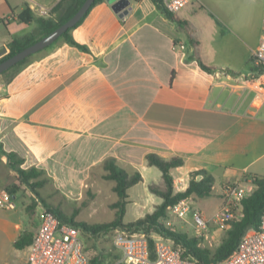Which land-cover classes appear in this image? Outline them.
Wrapping results in <instances>:
<instances>
[{"label":"crops","instance_id":"0c3cea01","mask_svg":"<svg viewBox=\"0 0 264 264\" xmlns=\"http://www.w3.org/2000/svg\"><path fill=\"white\" fill-rule=\"evenodd\" d=\"M61 1L0 0V57L12 38L38 31L35 20H18L24 8L55 19ZM73 4L68 0L60 13ZM174 17L152 0H130L120 17L103 0L70 31L88 52L59 38L28 56L9 80L1 76L3 149L23 157V168L42 169L44 185L67 198H81L99 180L110 184L113 201L92 203L94 213L117 200L114 181L102 177L105 160L114 158L129 174L139 172L141 180L127 189L124 223L162 202L149 189L164 186L160 170L147 162L149 153L183 158L170 169L174 190H185L193 172L213 176L212 195L191 200L207 218L222 205L225 183L264 180V85L246 78L256 66L252 53L263 33L264 0H196ZM174 41L185 43L186 51H174ZM192 51L219 70H203L188 56ZM17 182L0 154V193ZM187 225L191 234L184 232L194 236L189 215L177 223ZM15 229L12 245L24 230L19 223ZM224 237L210 223L199 245L217 247Z\"/></svg>","mask_w":264,"mask_h":264},{"label":"trees","instance_id":"16d2710c","mask_svg":"<svg viewBox=\"0 0 264 264\" xmlns=\"http://www.w3.org/2000/svg\"><path fill=\"white\" fill-rule=\"evenodd\" d=\"M67 1L68 0H62L54 7L53 11L57 12L55 19L53 17H34L29 7L24 8L23 11L18 14V20L24 23H29L30 21L35 20L38 24V31L12 38L6 45L9 48V51L7 54L0 57V62L29 46L42 36L53 31L70 18L84 0H74V4L67 9L65 13H60L61 7ZM101 1L103 0H94L77 23L67 29L57 39L64 38L81 50L88 52L89 49L85 45L79 44L72 38L70 31L82 22L83 18L88 14L93 6ZM152 2L155 7L163 12L167 17L175 19L174 14L165 9L162 0H152ZM178 23L181 22L178 21ZM193 43L195 42L191 41L192 45ZM188 56L192 59H196L200 67L207 72L219 70L216 67L204 64L201 59L195 55L194 51H192ZM27 58L28 57L17 62L15 65L1 73L0 76H7L5 78L6 80H9L16 72L17 68L27 61ZM246 78L257 80L264 85V67L256 65L254 71L247 75ZM0 154L6 157L9 168L16 172L18 179L17 183L11 184L6 190L9 191L10 194H15L20 186L24 185L39 199H42L37 191V188L44 186L47 181V179L43 177L44 171L35 166L23 168L21 165L24 162V158L19 156L16 152L4 150L1 142ZM146 159L149 165L156 166L162 174L164 182L163 187L159 188L154 185L149 186V189L152 192L162 198V202L155 207L152 213L145 214V216L138 218L135 221L124 223L123 216L125 214L127 204V189L139 182L141 180V175L139 172L129 174L125 169L116 164L114 158H109L101 164L102 170L105 171L102 177L104 179L114 181L113 190L117 196V200L111 204V207L115 209V217L112 221L91 225L83 221H76L73 215L66 216L60 209L48 205L43 199L40 200L44 203L45 209L53 211L61 221L79 228L83 233L87 232L93 235H98L100 233H107L116 228H123L130 232H141L148 239L150 249L153 248L156 237L160 236L163 239L169 240L174 246H180L183 249L184 256L194 258L203 264H212L228 256L235 249L244 231L249 227L258 226L260 217L264 213V180L254 177L253 191L242 200L241 216L231 222L230 227L225 232L224 239L221 244L215 248V250H211V248L207 247H201L199 245V238L195 236H189L186 232H180L167 227L164 220L168 218L170 208L174 206L178 200L185 197L199 199L212 195L214 178L205 170L196 171L192 173L190 182L185 190L174 191L173 177L170 173V169L182 165L184 163L183 158L173 156L169 159H165L154 153H149L146 156ZM196 175H201V178L195 179ZM33 235L34 233L23 232L14 241L13 246L17 249L28 246L33 239Z\"/></svg>","mask_w":264,"mask_h":264},{"label":"built area","instance_id":"2783aa9c","mask_svg":"<svg viewBox=\"0 0 264 264\" xmlns=\"http://www.w3.org/2000/svg\"><path fill=\"white\" fill-rule=\"evenodd\" d=\"M196 0H162L165 9L177 13L180 9ZM44 12V9H40ZM174 51L184 52L187 45L180 41L172 43ZM255 65L264 67V18L263 33L259 45L252 53ZM253 177L241 182H227L222 186V205L207 218L201 211L192 207L189 197L182 198L170 208L176 217L183 221L190 216L194 236L205 235L211 223L217 229L226 232L231 222L241 216L242 200L254 189ZM15 207L11 194L7 190L0 193V208ZM167 227L172 222L165 219ZM113 244L121 253L119 263L125 264H203L183 255L180 246H174L169 240L156 237L150 249L145 235L130 232L123 228L113 230ZM25 264H90L82 233L79 228L61 221L53 211L44 209L39 217L37 229L31 243L27 246ZM212 264H264V213L257 227L247 228L240 237L235 249L222 260Z\"/></svg>","mask_w":264,"mask_h":264},{"label":"rangeland","instance_id":"374dc122","mask_svg":"<svg viewBox=\"0 0 264 264\" xmlns=\"http://www.w3.org/2000/svg\"><path fill=\"white\" fill-rule=\"evenodd\" d=\"M232 1L237 3V0ZM99 181L97 184L88 185L79 199L67 198L58 189L54 188L52 184L48 183L37 188V191L45 203L60 209L66 216L73 215L76 221H83L90 225L98 222H109L115 217L114 211L111 210V204L107 206L110 209L95 208L98 213H94L90 207L92 203L96 206L95 203L97 202L107 204L113 201L110 184ZM174 191L177 190L175 189ZM114 197L116 198L115 192ZM40 199L29 188L24 186L13 198L15 208L0 209V264H25L27 246L16 249L13 247L11 240L12 236L18 234L15 229L16 223L22 224L24 229L22 233L35 232L40 214L45 209V205ZM191 200L193 201L192 198H190ZM125 219L128 220L129 215ZM167 219L172 222V227L170 228L180 232L187 231L188 234H191V229H189L188 225L185 228L177 226V223H181L182 220L170 210ZM81 233L90 257V264H119L121 253L113 244V230L98 235L87 232ZM137 233L142 234L141 232ZM215 248V246H212L211 250H215Z\"/></svg>","mask_w":264,"mask_h":264},{"label":"water","instance_id":"95a60500","mask_svg":"<svg viewBox=\"0 0 264 264\" xmlns=\"http://www.w3.org/2000/svg\"><path fill=\"white\" fill-rule=\"evenodd\" d=\"M94 0H84L76 12L68 18L65 22L59 25L50 33L42 36L29 46L23 48L22 50L16 52L15 54L7 57L0 62V74L15 65L22 59L30 56L32 53L50 45L59 36H61L67 29L74 26L77 21L82 17V15L87 11L89 6ZM112 2V8L115 12L119 14L120 17L125 16L130 8V0H110Z\"/></svg>","mask_w":264,"mask_h":264}]
</instances>
